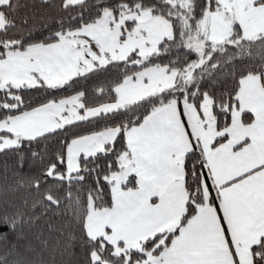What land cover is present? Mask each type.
I'll return each instance as SVG.
<instances>
[{
  "label": "snow or ice",
  "instance_id": "obj_1",
  "mask_svg": "<svg viewBox=\"0 0 264 264\" xmlns=\"http://www.w3.org/2000/svg\"><path fill=\"white\" fill-rule=\"evenodd\" d=\"M23 7L0 0V153L23 161L28 146L42 166L0 185V264H58L76 247L80 264H264V0ZM173 47L183 60L152 62ZM254 50L260 66L241 67ZM121 66L109 102L54 96ZM29 90L53 98L33 105ZM52 138L46 161L31 150ZM22 189L30 203L8 200ZM50 213L66 218L57 235L29 238Z\"/></svg>",
  "mask_w": 264,
  "mask_h": 264
},
{
  "label": "trees",
  "instance_id": "obj_2",
  "mask_svg": "<svg viewBox=\"0 0 264 264\" xmlns=\"http://www.w3.org/2000/svg\"><path fill=\"white\" fill-rule=\"evenodd\" d=\"M22 3L28 5L19 10L18 15L23 16L29 12L32 7L33 0H21ZM51 15H56L55 9H50ZM55 27V24L52 25ZM185 50L177 49L173 47L168 53H162L159 58H152L153 63L167 64L169 60H176L177 58L183 60L185 58ZM191 58H195L194 55ZM260 66V55L258 51L254 50L252 57L247 58L241 67H258ZM123 66L120 69L109 68L106 72L90 75L87 79H79L72 87L57 90L54 93L55 98H65L70 95L76 94V92H86L85 101L95 106L101 103L109 102V89L113 81L120 77ZM233 78L226 76L221 78V82L215 84V89L219 93L220 91H227L232 87ZM208 87V85H205ZM103 88V94H100L97 90ZM51 91V90H49ZM51 99L53 96H46L44 90L36 91L29 90L25 99L27 102L33 105L43 102L45 99ZM105 126V121H94L93 124L82 123L79 127H70L67 133L68 138H71L73 132L78 134H85L86 131L100 130ZM120 145L117 143V148ZM59 148V142L57 139L52 138L48 141L42 142L40 145L31 146L32 151H37L44 155L45 161L53 156ZM24 159L21 161L20 156L13 152L0 153V185L10 183L18 175H26L29 173H35L42 165L39 159L33 160L31 158V152L28 151V146L23 149ZM27 198L29 203L31 197L25 190H20L14 195H10L8 200L14 204H21L22 200ZM4 210L0 207V211ZM39 212V209L36 210ZM64 219L57 216H53L51 213L47 217H42L30 228L26 227L29 238H34L37 234L43 233L45 237L54 238L57 235L56 229H59L64 224ZM49 224L53 226L52 230H49ZM44 258L48 259V253H44ZM56 260L58 264H80L82 260V253L79 247L72 249L70 253H66L63 256L57 255Z\"/></svg>",
  "mask_w": 264,
  "mask_h": 264
},
{
  "label": "crops",
  "instance_id": "obj_3",
  "mask_svg": "<svg viewBox=\"0 0 264 264\" xmlns=\"http://www.w3.org/2000/svg\"><path fill=\"white\" fill-rule=\"evenodd\" d=\"M73 95H75V94H73ZM70 96H72V95H70ZM70 96H68V97H70ZM65 98H67V97H65Z\"/></svg>",
  "mask_w": 264,
  "mask_h": 264
}]
</instances>
